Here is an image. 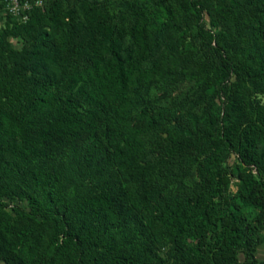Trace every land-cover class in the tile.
<instances>
[{
  "label": "trees",
  "instance_id": "1",
  "mask_svg": "<svg viewBox=\"0 0 264 264\" xmlns=\"http://www.w3.org/2000/svg\"><path fill=\"white\" fill-rule=\"evenodd\" d=\"M0 18V264H264V0Z\"/></svg>",
  "mask_w": 264,
  "mask_h": 264
},
{
  "label": "rangeland",
  "instance_id": "2",
  "mask_svg": "<svg viewBox=\"0 0 264 264\" xmlns=\"http://www.w3.org/2000/svg\"><path fill=\"white\" fill-rule=\"evenodd\" d=\"M5 18H0V28L4 27ZM191 30L188 33V36H190ZM25 43V38L17 33H5L0 37V53L4 51V49H12V50H19ZM188 84L185 80L182 82H178L177 84H172L168 87L167 90L161 91L158 90L156 87L152 86L150 88L151 93H153L156 96L161 97L162 101H167L172 96L181 93L187 88ZM194 90L190 89L189 93ZM258 256L264 255V245H260L257 252Z\"/></svg>",
  "mask_w": 264,
  "mask_h": 264
},
{
  "label": "built area",
  "instance_id": "3",
  "mask_svg": "<svg viewBox=\"0 0 264 264\" xmlns=\"http://www.w3.org/2000/svg\"><path fill=\"white\" fill-rule=\"evenodd\" d=\"M40 4L42 0H1L0 12L10 15L17 21H25L29 11Z\"/></svg>",
  "mask_w": 264,
  "mask_h": 264
}]
</instances>
